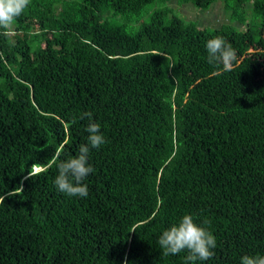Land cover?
Instances as JSON below:
<instances>
[{"label": "trees", "instance_id": "obj_1", "mask_svg": "<svg viewBox=\"0 0 264 264\" xmlns=\"http://www.w3.org/2000/svg\"><path fill=\"white\" fill-rule=\"evenodd\" d=\"M181 1L222 2L230 23L202 29L172 0H31L0 34V264H185L158 239L186 214L217 240L197 264L264 255V0ZM217 35L230 69L207 62ZM85 112L106 143L70 197L52 161L86 143Z\"/></svg>", "mask_w": 264, "mask_h": 264}, {"label": "clouds", "instance_id": "obj_2", "mask_svg": "<svg viewBox=\"0 0 264 264\" xmlns=\"http://www.w3.org/2000/svg\"><path fill=\"white\" fill-rule=\"evenodd\" d=\"M30 3L31 0H0V30H2L0 34L9 35L15 21L24 13ZM206 49L207 62L215 67L222 66L225 69H230L237 59L236 50L221 35L209 39ZM85 117L89 119V124L85 129L88 133L86 143L79 146L75 156L59 160L57 163L59 158V153H57V159L52 161L58 169L54 185L59 192L70 197L86 198L88 196L89 189L84 180L95 171L89 163L90 151L99 149L106 143L101 132V125L98 122H93L92 113L85 112L79 118L84 119ZM46 167L40 163H33L31 171L28 172V178L44 171ZM19 191L22 192V188H19ZM0 202H3L2 197H0ZM205 224L210 226V221L198 224L191 214L184 215L178 223L164 230L159 236L158 244L162 249V255L174 256L186 252L185 264H197V262L210 260L215 255L213 250L217 247V240L212 232L204 226ZM240 264H264V255L245 254L241 257Z\"/></svg>", "mask_w": 264, "mask_h": 264}, {"label": "rangeland", "instance_id": "obj_3", "mask_svg": "<svg viewBox=\"0 0 264 264\" xmlns=\"http://www.w3.org/2000/svg\"><path fill=\"white\" fill-rule=\"evenodd\" d=\"M170 9L176 12L178 16L185 18L187 21H196L202 29L218 28L224 24L230 23L229 14L226 13L222 2H217L207 9H198L192 4H184L181 0H172L169 4ZM234 26L245 29L248 27L247 20L233 23ZM139 27V24L136 25Z\"/></svg>", "mask_w": 264, "mask_h": 264}]
</instances>
